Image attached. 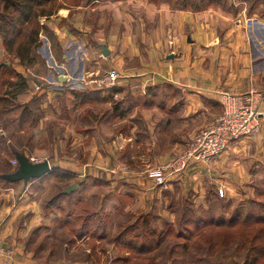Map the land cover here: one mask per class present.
<instances>
[{"label":"rangeland","instance_id":"1","mask_svg":"<svg viewBox=\"0 0 264 264\" xmlns=\"http://www.w3.org/2000/svg\"><path fill=\"white\" fill-rule=\"evenodd\" d=\"M84 2L89 0L47 5L52 14L24 30L23 37L36 26L39 35L23 61L0 36V235L15 250L13 264H264V171L248 182L251 189L233 190L218 180L225 177L220 171L196 187L159 186L147 177L149 167L181 153L221 113L219 103L203 100L199 113L186 119L172 116L169 128L156 125L159 120L149 125V119L131 109L136 102L143 107L152 100L159 110L165 99L177 101L167 84L152 86L146 96L128 94L125 100H108L109 93L98 101L72 93L77 78L70 71L77 72L80 61L71 51L72 61L65 62L66 46L54 31L59 27L64 37L63 28L70 27L79 37L70 25L78 12L60 20L56 14L60 6ZM192 4L172 0L174 9L192 10ZM250 4L251 9L259 7L258 0ZM234 7L219 0L203 10L236 12ZM84 14L85 21L96 22V12ZM21 79L26 86L17 94ZM209 113L216 116L209 119ZM131 132L132 141L127 138ZM168 135L180 141L181 151L158 165L142 156L153 136L163 145ZM19 155L34 163L49 161L52 171L41 178L9 181L20 168ZM72 185L76 187L68 191Z\"/></svg>","mask_w":264,"mask_h":264},{"label":"crops","instance_id":"2","mask_svg":"<svg viewBox=\"0 0 264 264\" xmlns=\"http://www.w3.org/2000/svg\"><path fill=\"white\" fill-rule=\"evenodd\" d=\"M252 1L227 0L231 6L235 5L236 12L216 8L174 9L172 0H89L82 5L60 6L58 12L62 16L56 14L59 20L69 12H78L74 22L71 16L67 20L75 25L79 37L70 27L63 28L64 37L59 34L57 25L54 31L62 46H66L68 53L62 55L65 62L72 61L71 51L80 61L77 72L70 71V77H84L89 68L88 72L96 73L114 67L122 75L112 89L90 87L83 91L72 89V93L83 92L97 101L109 93L108 100L113 97L125 100L128 94L134 98L146 96L152 86L162 88L167 84L176 91L177 101L165 99L159 110L152 100L145 102L143 107L136 102L131 109L138 116L142 114V120L149 119V125L159 120L156 125L165 124L169 128L172 116L186 119L192 112L199 113L203 100L220 103L217 90L242 93L255 88L264 95V10L258 11L259 7L264 9V0H258L257 9H251ZM86 12H96V22L85 21L83 14ZM103 47L107 48V54ZM134 74L141 77L131 76ZM261 107L264 111V98ZM215 116L209 113L207 118ZM131 129L135 131V125ZM132 134L127 137L130 141ZM154 137L142 154L153 158V164L158 165L178 148L183 149L180 141L169 135L163 145ZM202 168L205 169L189 171L182 179L168 185L180 183L196 187L200 180L216 176L220 171L225 173V177L218 179L223 186L226 183L230 190L232 186L251 189L248 182L264 171V112L260 126L251 136L232 141L225 152ZM249 168L255 169L250 173Z\"/></svg>","mask_w":264,"mask_h":264},{"label":"built area","instance_id":"3","mask_svg":"<svg viewBox=\"0 0 264 264\" xmlns=\"http://www.w3.org/2000/svg\"><path fill=\"white\" fill-rule=\"evenodd\" d=\"M121 76L116 67L97 74L91 73L72 82V89L114 88ZM217 95L223 107L222 112L200 129L181 153L162 165L147 169V177L155 185L166 186L181 179L189 171L208 166L228 149L232 141L251 136L260 126L264 112L261 107L264 98L262 92L255 88L242 93L220 89ZM220 194H225L223 188H220ZM14 260L15 250L0 235V261L2 264H13Z\"/></svg>","mask_w":264,"mask_h":264},{"label":"trees","instance_id":"4","mask_svg":"<svg viewBox=\"0 0 264 264\" xmlns=\"http://www.w3.org/2000/svg\"><path fill=\"white\" fill-rule=\"evenodd\" d=\"M219 0H193L192 7L196 11L208 8ZM53 0H2L3 7L0 9V36L4 40L6 48L23 61L31 54V47L37 41L39 29L33 26L28 34L23 37L24 30L43 15H50L51 10H47ZM185 6V5H184ZM26 81L22 80L18 83L17 94L26 86ZM112 89V88H109ZM105 90V89H99ZM86 95V94H85ZM221 111L223 107L221 103ZM11 181V180H9Z\"/></svg>","mask_w":264,"mask_h":264},{"label":"water","instance_id":"5","mask_svg":"<svg viewBox=\"0 0 264 264\" xmlns=\"http://www.w3.org/2000/svg\"><path fill=\"white\" fill-rule=\"evenodd\" d=\"M103 48L105 53L107 54V48ZM17 158L20 164V168L14 174L8 177L11 181L28 180L30 178H41L42 176L52 171L49 161L34 163L23 155H19ZM75 187L76 185H72L71 187H69L68 191L72 190Z\"/></svg>","mask_w":264,"mask_h":264}]
</instances>
